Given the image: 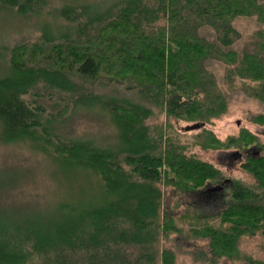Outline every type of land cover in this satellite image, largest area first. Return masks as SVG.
<instances>
[{
  "label": "trees",
  "instance_id": "16d2710c",
  "mask_svg": "<svg viewBox=\"0 0 264 264\" xmlns=\"http://www.w3.org/2000/svg\"><path fill=\"white\" fill-rule=\"evenodd\" d=\"M0 6V14L36 21L40 33L0 45V143L42 153L85 189L72 199L69 185L68 196L25 220L0 209V264H177L169 246L174 235L206 242L191 250L197 261L264 264L240 248L243 238L264 239V150L242 165L255 185L231 182L229 201L210 216L205 188L221 181V170L182 139L200 131L191 147L244 152L261 145L245 128L221 141L207 125L228 110L214 65H222L230 91L264 102V1L0 0ZM238 18H254L260 27L245 38L233 24ZM109 93L115 97L107 99ZM95 108L119 131L117 144L110 136L63 131ZM159 116L166 121L151 123ZM251 121L264 127V114ZM195 124L200 128L190 130ZM15 186L0 183V194Z\"/></svg>",
  "mask_w": 264,
  "mask_h": 264
},
{
  "label": "rangeland",
  "instance_id": "374dc122",
  "mask_svg": "<svg viewBox=\"0 0 264 264\" xmlns=\"http://www.w3.org/2000/svg\"><path fill=\"white\" fill-rule=\"evenodd\" d=\"M35 23L34 20L31 22L19 21L10 12L0 14V45H14L24 40H34L40 34L38 30L33 29ZM233 24L243 33L245 38L260 27L254 18H238ZM211 69L216 74L223 91L228 97V110L220 119L208 124L207 129L211 130L219 140L227 141L232 136H238L241 129L245 128L257 135L261 142V145L251 147L244 152H240L233 147L204 150L199 145L191 147L200 131L189 132L183 136V142L189 145L190 153L221 170V181L212 182L205 188L206 195L210 200V203L206 206V213L214 216L220 209H223L224 202L229 201L230 192L233 188L231 182L239 181L251 187L256 183L252 175L242 165L245 163L246 158H257L264 150V127L251 121L253 117L264 114V102L248 97L240 90L230 91L224 85L222 65H214ZM113 97L115 96L109 93L107 99ZM160 121L165 122V117L159 116L152 119L151 123ZM63 131L72 137H104L105 140L115 138L116 143L112 141L114 144L118 143L119 137V131L116 127L109 126L108 117L99 109L81 112L68 124H65ZM43 156L42 153L32 152L27 145H3L0 143V183L7 182L10 184L12 181L16 182L15 187L0 194V209H13V212L19 215L20 218H25L32 212L44 211L54 202L59 201L61 198L64 199L65 196H68L69 192L65 194V189L69 185L71 186L69 197L72 199L78 197L85 190L78 184L77 178L72 177L70 179L58 164ZM259 194L264 199V192H259ZM171 205H173V200H171ZM183 209L182 207L175 210V212L181 213ZM169 246L175 251L177 264H209L208 262L197 261L191 255L193 248L198 250L206 248V242H195L174 235L173 242ZM240 248L254 258L264 257V239L259 236L243 238ZM217 264L245 263L242 261L232 263L228 259H221Z\"/></svg>",
  "mask_w": 264,
  "mask_h": 264
},
{
  "label": "bare ground",
  "instance_id": "6f19581e",
  "mask_svg": "<svg viewBox=\"0 0 264 264\" xmlns=\"http://www.w3.org/2000/svg\"><path fill=\"white\" fill-rule=\"evenodd\" d=\"M74 1V0H73ZM114 2V1H113ZM2 4V3H1ZM69 4V3H68ZM4 5V4H3ZM45 6V5H44ZM1 7V6H0ZM4 8V7H3ZM83 15V14H82ZM83 17V16H82ZM60 21V20H59ZM65 22V21H64ZM71 23H72V21H71ZM77 26V25H76ZM60 27V26H59ZM196 33V32H195ZM62 40V39H61ZM21 46V45H20ZM217 46V45H216ZM216 47H214V49H215ZM71 57V56H70ZM27 61V60H26ZM2 63V62H1ZM104 66H105V64H104ZM91 76V75H90ZM97 76H98V74H97ZM108 77V76H107ZM129 77H131V76H129ZM108 78H110V77H108ZM112 78H115V77H112ZM96 81V80H95ZM104 81V80H103ZM138 82V81H137ZM103 83V82H102ZM130 83V82H129ZM133 83V82H132ZM135 83V82H134ZM118 84V83H117ZM121 84V83H120ZM122 85V84H121ZM125 86V85H124ZM112 87V86H111ZM114 88H115V86H114ZM63 90V89H62ZM81 90V89H80ZM128 92H129V90H128ZM59 93V92H58ZM65 95V94H64ZM98 95V94H97ZM100 97V96H99ZM68 98V97H67ZM61 102V101H60ZM69 102H71V101H69ZM68 103V102H67ZM93 103V102H92ZM118 103V102H117ZM60 104H62V103H60ZM72 104V103H71ZM75 104V103H74ZM89 104V103H88ZM73 105V104H72ZM64 106V105H63ZM97 108V107H96ZM95 108V110H97ZM230 110V109H229ZM57 111H58V109H57ZM94 113V112H93ZM55 118V117H54ZM61 118V117H60ZM57 119V118H56ZM148 121V120H147ZM166 135V134H165ZM88 139V138H87ZM95 142H97V141H95ZM2 143H3V141H2ZM11 144V143H10ZM200 178H201V176H200ZM202 179V178H201ZM171 188V187H170ZM196 189V188H195ZM193 194V193H192ZM51 211V210H50ZM40 212V211H39ZM38 212V213H39ZM52 212V211H51ZM42 214V213H41ZM36 215V214H35ZM34 215V216H35ZM40 215V214H39ZM49 215V214H48ZM41 216V215H40ZM20 217V216H19ZM18 217V218H19ZM23 217V216H22ZM25 217H27V216H25ZM32 217V216H31ZM43 217V216H42ZM15 218V217H14ZM47 218V217H46ZM22 219V218H21ZM28 219V218H27ZM32 219H33V217H32ZM40 219H42V218H40ZM14 221L15 220H17V219H13ZM24 220H25V218H24ZM44 220V219H43ZM3 222V221H2ZM21 222V221H20ZM15 223H16V221H15ZM22 224V223H21ZM20 225V224H19ZM256 247V246H255ZM195 250V249H194ZM254 252H256V251H254Z\"/></svg>",
  "mask_w": 264,
  "mask_h": 264
},
{
  "label": "water",
  "instance_id": "95a60500",
  "mask_svg": "<svg viewBox=\"0 0 264 264\" xmlns=\"http://www.w3.org/2000/svg\"><path fill=\"white\" fill-rule=\"evenodd\" d=\"M199 128H200V125L195 124V125L191 126L189 129L190 130H195V129H199Z\"/></svg>",
  "mask_w": 264,
  "mask_h": 264
}]
</instances>
